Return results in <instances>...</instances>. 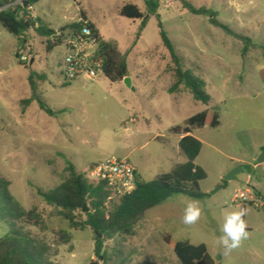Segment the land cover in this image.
Returning a JSON list of instances; mask_svg holds the SVG:
<instances>
[{
	"label": "rangeland",
	"instance_id": "374dc122",
	"mask_svg": "<svg viewBox=\"0 0 264 264\" xmlns=\"http://www.w3.org/2000/svg\"><path fill=\"white\" fill-rule=\"evenodd\" d=\"M187 1L194 8L215 12L217 22L251 40L242 56V42L211 25L207 16L190 13L178 0H159L156 14L163 30L187 67L205 81L211 98L207 105L194 100L182 85L169 93L173 65L161 45L156 18L146 14L143 0H38L27 8L29 15L39 17L58 36L61 28L78 21L79 10L84 11L100 39L126 55L131 88L102 74L93 81L63 82L67 37L62 35L61 44L46 51V39L29 30L24 48L17 50L16 38L0 26V178L9 182V191L22 209L36 215L17 225L50 246L52 261L178 264L168 239L205 244L212 257L220 256L215 264H264V170L251 167L264 155V53L260 49L264 0ZM26 2L13 0L12 5L25 7ZM126 3L146 14L141 30L139 20L119 16ZM15 52L25 56V60L19 58L21 65ZM31 86L54 111L53 116L39 110L36 101L21 103L30 97ZM205 109L216 110L219 121L216 128L191 131L202 144L196 163L206 173L192 190L205 196L194 199L177 194L149 209L130 235L117 234L103 241L104 261L94 255L93 232L71 226L37 194L67 178V162L88 176L90 163L110 156L139 165L143 181L156 179L159 158L167 150L163 137L154 140V135H173L172 127L182 126L185 119ZM169 165L162 161V171ZM235 167L242 171L224 180ZM246 189L248 202H234L235 192ZM193 199L200 201L202 215L189 226L182 216ZM240 207L248 209L249 237L225 256L217 245L219 228L225 213ZM82 219L75 212V222ZM7 230L8 224L0 221V237Z\"/></svg>",
	"mask_w": 264,
	"mask_h": 264
},
{
	"label": "trees",
	"instance_id": "16d2710c",
	"mask_svg": "<svg viewBox=\"0 0 264 264\" xmlns=\"http://www.w3.org/2000/svg\"><path fill=\"white\" fill-rule=\"evenodd\" d=\"M38 0H27L25 7L20 6L24 1L15 6L13 0H0V26L17 40V50L24 48V36L31 30L40 38L46 39L45 49L50 51L61 44L63 37L78 39L80 29L85 25L98 45L97 58L102 60L101 72L110 82L121 81L128 75L126 55L121 53L115 44L104 42L100 39L94 25L87 20L84 11L79 10V19L60 29L61 36L48 28L39 17L29 15L27 8ZM182 7L195 15H205L211 25L220 28L225 33L242 42L241 55L244 56L250 46L249 37L232 31L229 27L215 20L216 13L206 8H194L187 0H178ZM146 14L155 16L158 35L163 48L167 51L173 65L174 82L169 87V93L174 92L179 85L186 88L192 98L207 105L211 98L205 90V81L187 67L183 58L175 49L163 30L156 11L159 0H143ZM119 16L129 20H139V29L145 24V15L135 4L126 3L118 11ZM65 32V36L63 34ZM264 53V44L260 45ZM17 63L21 57L18 52L14 54ZM31 84V78L28 77ZM29 98L21 100L28 105L36 101L39 110L48 116H53L54 111L34 93L31 86ZM219 125L216 110L205 109L184 120L182 126L170 129L173 134H181L177 146L185 157V162L175 166L168 173L159 175L156 179L143 181L136 176L135 185L131 192L121 197H111L112 192L105 182L91 180L83 172H78L69 162L66 163L67 178L55 188L47 191L37 190L43 201L52 206L58 216L62 217L73 227H88L94 234V255L105 260L101 253L103 241L111 239L117 234L130 235L134 226L143 219L146 211L160 205L173 195L184 194L190 198L200 199L205 194L194 192L192 187L206 178L205 171L195 164L201 149V142L191 135L193 129L205 126L216 128ZM89 165L88 172L91 168ZM87 172V173H88ZM84 207L87 208L84 211ZM264 207V205H263ZM83 216L81 222H75V212ZM23 218H36L34 212L24 211L9 191V182L0 178V221L8 224V230L0 237V264H59L52 261L53 254L50 246L36 240L30 233L17 222ZM178 264H215L220 260L219 255L211 256L205 244H190L188 241H168ZM95 264V263H92Z\"/></svg>",
	"mask_w": 264,
	"mask_h": 264
},
{
	"label": "built area",
	"instance_id": "2783aa9c",
	"mask_svg": "<svg viewBox=\"0 0 264 264\" xmlns=\"http://www.w3.org/2000/svg\"><path fill=\"white\" fill-rule=\"evenodd\" d=\"M80 36L78 39L67 38L65 42L63 70L61 71L63 82L68 83L77 79L93 81L102 74V60L95 55L97 41L90 37V31L85 25L80 29ZM20 58L25 60L24 55H21ZM88 176L91 180L105 182L112 192L111 197H121L133 190L136 171L127 159L110 156L103 161L94 163ZM247 193H249L247 189L235 192L233 201L243 205L248 202L249 195Z\"/></svg>",
	"mask_w": 264,
	"mask_h": 264
},
{
	"label": "clouds",
	"instance_id": "9594fccd",
	"mask_svg": "<svg viewBox=\"0 0 264 264\" xmlns=\"http://www.w3.org/2000/svg\"><path fill=\"white\" fill-rule=\"evenodd\" d=\"M248 209L240 207L235 210L227 211L223 217V223L220 225V236L217 239V245L223 249L225 256L231 255L238 250L243 242L248 239V224L245 217ZM202 215L200 201L189 200L183 210L182 222L185 225L196 224Z\"/></svg>",
	"mask_w": 264,
	"mask_h": 264
},
{
	"label": "crops",
	"instance_id": "0c3cea01",
	"mask_svg": "<svg viewBox=\"0 0 264 264\" xmlns=\"http://www.w3.org/2000/svg\"><path fill=\"white\" fill-rule=\"evenodd\" d=\"M33 17V16H32ZM35 17V16H34ZM128 70V69H127ZM130 79V78H129ZM193 132V130H192ZM191 132V135L193 134ZM173 134V133H172ZM163 137V140H164V143L166 144V147L165 149L167 150V152H165L163 155H161V158H159V166H157V171H158V175H161L163 173H168L169 171H171L175 166L179 165V164H182L185 162V157L183 156V154L179 151L178 149V146H177V143H178V140L182 137L181 134H173V135H163V134H156L154 135L153 139L154 140H161L160 139ZM159 138V139H157ZM196 138V137H195ZM162 161L170 164L168 169L166 170H163L161 169V165H162ZM91 165H93L94 163H90ZM89 164V165H90ZM195 164L198 165L196 163V160H195ZM249 165V164H248ZM134 168H135V171H136V176L141 179V169H139V165L135 164L134 163ZM257 166H262V169L264 168V164L260 165L258 163H254L251 167L252 168H256ZM142 180V179H141Z\"/></svg>",
	"mask_w": 264,
	"mask_h": 264
},
{
	"label": "water",
	"instance_id": "95a60500",
	"mask_svg": "<svg viewBox=\"0 0 264 264\" xmlns=\"http://www.w3.org/2000/svg\"><path fill=\"white\" fill-rule=\"evenodd\" d=\"M122 83L126 86V87H128V88H131V85H130V79H129V77L128 76H126V77H124L123 79H122ZM258 164H262V163H264V155H261L258 159H257V161H256ZM242 171V168L241 167H235L233 170H231L225 177H224V180H230V179H233L234 178V176H235V173L237 172V171ZM87 210V208L86 207H84V211H86Z\"/></svg>",
	"mask_w": 264,
	"mask_h": 264
}]
</instances>
